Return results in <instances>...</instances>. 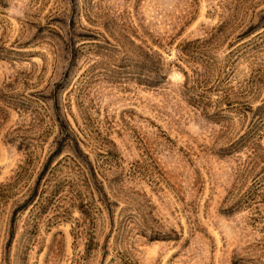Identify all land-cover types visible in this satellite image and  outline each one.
<instances>
[{
  "label": "rangeland",
  "instance_id": "1",
  "mask_svg": "<svg viewBox=\"0 0 264 264\" xmlns=\"http://www.w3.org/2000/svg\"><path fill=\"white\" fill-rule=\"evenodd\" d=\"M0 264H264V0H0Z\"/></svg>",
  "mask_w": 264,
  "mask_h": 264
}]
</instances>
